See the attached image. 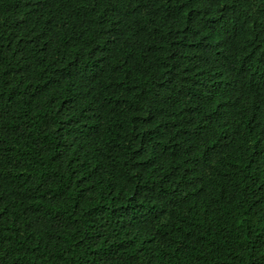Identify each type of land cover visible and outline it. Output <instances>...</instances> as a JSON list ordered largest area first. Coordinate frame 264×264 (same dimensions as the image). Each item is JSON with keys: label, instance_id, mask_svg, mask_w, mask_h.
Segmentation results:
<instances>
[{"label": "trees", "instance_id": "obj_1", "mask_svg": "<svg viewBox=\"0 0 264 264\" xmlns=\"http://www.w3.org/2000/svg\"><path fill=\"white\" fill-rule=\"evenodd\" d=\"M0 264H264V0H0Z\"/></svg>", "mask_w": 264, "mask_h": 264}]
</instances>
